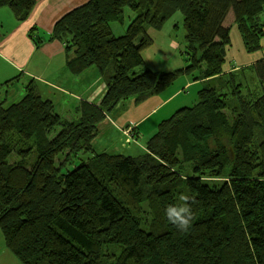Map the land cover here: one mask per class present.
I'll use <instances>...</instances> for the list:
<instances>
[{
    "label": "trees",
    "instance_id": "trees-1",
    "mask_svg": "<svg viewBox=\"0 0 264 264\" xmlns=\"http://www.w3.org/2000/svg\"><path fill=\"white\" fill-rule=\"evenodd\" d=\"M35 3L0 0V8L23 22ZM230 12L256 43L263 31L250 35L246 19L264 12V0H89L56 23L52 40L65 46L69 72L96 70L105 93L64 117L31 85L18 102H0V230L22 264H264V92L244 93L224 71ZM175 17L186 65L153 70L141 46ZM113 23L125 32L116 36ZM202 63L199 102L163 120L145 153L95 150L97 126L121 103L159 95ZM253 71L264 86V59ZM16 150L24 155L9 163ZM181 194L195 199L187 232L161 203ZM143 202L155 211L150 225L140 218Z\"/></svg>",
    "mask_w": 264,
    "mask_h": 264
},
{
    "label": "rangeland",
    "instance_id": "rangeland-1",
    "mask_svg": "<svg viewBox=\"0 0 264 264\" xmlns=\"http://www.w3.org/2000/svg\"><path fill=\"white\" fill-rule=\"evenodd\" d=\"M130 14L132 13L131 12L127 13V15ZM181 17H175L173 21L170 23L171 26H169V28H167L164 31L163 30L151 31L153 35H157L158 37L161 38H159L155 43H151V41L150 42L147 41L146 44L141 47L142 52L146 56V60H147L146 65L152 64L153 66H155L153 68H156L157 70H161L163 68L162 66H170L171 64H174V66H178L176 67L178 69L186 65L185 63L186 54L184 53L185 32L183 27V20ZM225 26L230 28V46L228 47V51H227L224 71L229 73L235 72V74L238 76L237 80L241 81L242 84L244 85L242 87L244 93H246V90H253V91H257L258 93H263L264 86L261 85L260 81L257 80V78L255 77V72L253 71V68L255 67L257 62L264 59V12L260 14L253 21L250 19H246V26L248 28L250 35H252L251 31H253L256 27L261 28L263 31V35L260 36V39L257 40L256 43H254L252 40L241 34L240 27L235 22V17L232 12L228 14L225 21ZM119 29L120 26L118 24H115L113 32L116 36H119L125 32L124 31L121 33ZM168 34H170V36ZM173 44L176 46V48H179L180 45L181 47L175 50L172 47ZM156 55H158V57H156ZM166 68L164 67V69ZM205 68H206L205 63H202L201 69L197 70L192 75L183 76V78L181 77L177 81H175L174 83L175 85L171 89L181 90L180 96L177 97L176 100H174V102L169 106L163 109L158 108L152 114L151 111L155 108L156 103L154 104L152 100H149L150 98L147 99L148 101L145 100L141 103H135L134 100L132 99L121 103L118 109L116 110V112L119 111L118 114L114 112L113 114L108 115L105 118V120L102 121L97 126V135L93 140V146L97 145L98 148L100 149V145L104 142L109 141L110 136H111L110 142L114 144L116 141V143L120 144L123 150L127 148H131L134 142L143 146L145 144L143 142L145 141L143 140V137L148 139V136L153 135L157 132L158 128L155 129V124H160V122H162L164 119L169 118L175 111H177L180 107H177L176 103H178L180 99L181 101H184L183 106L185 107L183 108H193L199 102L198 91L204 87L203 83H205V80H197V79H199L201 72ZM91 71L81 75L80 77L71 74L72 77L69 82V84L71 83V87L69 90H66L65 88L61 87L60 83L59 85H57V88L55 89L54 88L50 89L48 85H45L43 83V85L45 86L43 94L49 97V99L47 100H50L54 104L55 111L59 115L64 117L74 111L75 107L81 103L80 100L82 99L81 97L83 96L82 89L85 92L94 88L95 86L97 87L100 84L98 80L101 79L98 75L99 73L96 70H93V72ZM78 78L81 79L80 82L81 85L79 89H76L74 85L77 84L76 82ZM219 79L220 82L218 84H221L219 86L222 87L223 86L222 81H224L222 80L223 77ZM65 80L66 78H63L59 82H65ZM188 80H190L194 85L186 86ZM30 85L34 86V88L36 89H39L38 84L33 80L25 81L22 83V86H24L23 89L25 88V90ZM58 89L59 90L63 89V91H59V93L54 92V91H58ZM16 90H18V92L16 94V98H14L12 97V95ZM16 90L14 91L13 89H10V91L7 90L1 91L0 102L7 96L9 98L11 97L10 100L4 101L7 104L18 102L21 97V93H20L21 88H18ZM70 92L77 94L80 97L79 96L76 97L75 95L70 94ZM164 93H166V91ZM165 110L168 111L166 114H165L166 112ZM171 110L174 111L172 113L171 112L169 113V111ZM162 115L164 117H161ZM119 119L124 121L120 122ZM141 120L144 121L141 125L138 126H131L128 124L131 123L132 125H134ZM118 132L119 134L116 137L115 134ZM147 143H146L145 152L147 151ZM23 150L26 152L28 149L25 146L23 147L22 151ZM22 151L16 150V152L12 154L11 157H9L8 162L13 163L16 162L17 160H20V158L24 155ZM83 160L88 161V158L83 156ZM222 180L223 179H219V180L217 179L216 181L217 183H219ZM161 203L164 208V211L166 207L170 204L168 200L163 198H161ZM138 211H140L141 214L140 218L145 220L144 223L146 225H150L151 221L155 220V217H153L155 211L153 208L150 207V205L147 202L138 204ZM52 238H53L52 239L53 242H56L55 236H53ZM4 242L6 243L4 234L0 230V248H1L0 264H5L13 260L11 253L15 255L12 249H10L9 247H8L9 249L6 247V250L3 248L2 243ZM159 244L161 245V243ZM139 251H140L141 259L146 260L150 254L149 247L146 244H143L140 246Z\"/></svg>",
    "mask_w": 264,
    "mask_h": 264
},
{
    "label": "crops",
    "instance_id": "crops-1",
    "mask_svg": "<svg viewBox=\"0 0 264 264\" xmlns=\"http://www.w3.org/2000/svg\"><path fill=\"white\" fill-rule=\"evenodd\" d=\"M88 1L89 0H36L34 9L30 13L29 17L23 22H19L17 20L10 8H0V92L4 90L10 91V89L15 91L16 89L21 88V99L25 94V88L23 89L24 86H22V83L30 80H33L38 84L39 93L45 99H49V97L43 94L45 89L43 83L48 85L50 89L57 88L59 83L60 86L66 90L70 89L71 83L69 84V82L72 75L67 68V53L65 51V46L59 40H52V33L56 23L63 16L77 7L84 5ZM127 16L129 19H132L133 17L132 14ZM169 26L171 25L169 24L165 26L163 31L169 28ZM31 31L34 33V36H31ZM119 31L122 33L125 31V29H119ZM168 35L170 36V34ZM159 38L161 37L153 35L151 32L149 42L151 41V43H155ZM35 41L41 42L40 45L37 46ZM172 47L177 50L181 47V45L179 48H176V46L173 44ZM142 54L146 60L145 54L143 52ZM156 57H158V55H156ZM148 67L156 71H173L177 69L176 67L178 66H174V64H171L170 66H162L163 70H157L156 68H153L155 66L152 64H148ZM164 67L167 68L164 69ZM63 78H66L65 82H59ZM98 80L100 84L97 87L95 86L94 88L85 92L82 89V99H88L90 102L94 103L101 99L105 93V88L101 82V79ZM80 82L81 79L78 78L76 82L77 84L74 85L76 89L80 88ZM187 82L188 83L186 86L194 85L190 80ZM174 85L165 90L166 93H164V91L163 93L153 96L149 99L152 100L154 104L156 103V106L151 111V114L158 108L163 109L169 106L174 102V100H176L177 97L180 96L181 90L171 89L174 87ZM59 91H63V89H58V91L54 92L59 93ZM17 92L18 90L13 93L12 97L16 98ZM70 94L75 95L76 97L79 96L71 92ZM10 99L11 97L9 98L7 96L2 101ZM183 105L184 101H181V99L178 101V103H176V106L180 107L179 109L185 107ZM165 111L166 114L168 111ZM173 111L174 110H171L169 113H172ZM116 113L118 114L119 111ZM163 115L161 117H164ZM119 121L123 122L124 120L119 119ZM143 121L144 120H141L134 125L131 123L128 124L131 126H138L141 125ZM158 126L159 124H155V129H157ZM118 134L119 132L115 134L116 137ZM153 135L148 136V139L143 137V140H145L143 141L145 143L143 146L134 142L131 148L123 150L120 144L116 143V141L114 144L110 142V136L109 141L100 145V149L97 145H94V148L97 152H109L112 154L117 153L135 157L145 152L146 143ZM2 246L5 250L6 247L8 248L5 242L2 243ZM11 256L13 257V260L5 264H21L15 255L11 253Z\"/></svg>",
    "mask_w": 264,
    "mask_h": 264
},
{
    "label": "clouds",
    "instance_id": "clouds-1",
    "mask_svg": "<svg viewBox=\"0 0 264 264\" xmlns=\"http://www.w3.org/2000/svg\"><path fill=\"white\" fill-rule=\"evenodd\" d=\"M179 203L169 204L165 209L168 221L179 231L187 232L195 219L192 204L195 199L185 194L179 195Z\"/></svg>",
    "mask_w": 264,
    "mask_h": 264
}]
</instances>
